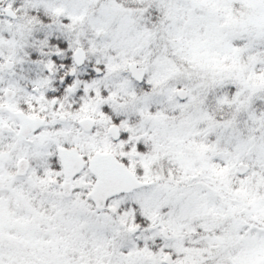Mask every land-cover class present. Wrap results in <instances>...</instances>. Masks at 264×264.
I'll return each instance as SVG.
<instances>
[{
  "label": "snow or ice",
  "instance_id": "obj_1",
  "mask_svg": "<svg viewBox=\"0 0 264 264\" xmlns=\"http://www.w3.org/2000/svg\"><path fill=\"white\" fill-rule=\"evenodd\" d=\"M0 264H264V0H0Z\"/></svg>",
  "mask_w": 264,
  "mask_h": 264
}]
</instances>
